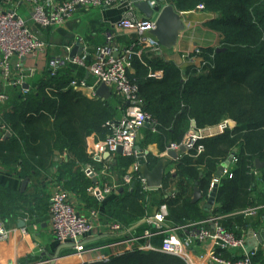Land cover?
Here are the masks:
<instances>
[{
    "label": "trees",
    "instance_id": "16d2710c",
    "mask_svg": "<svg viewBox=\"0 0 264 264\" xmlns=\"http://www.w3.org/2000/svg\"><path fill=\"white\" fill-rule=\"evenodd\" d=\"M170 2L178 10H191L202 4L205 10L215 13L216 17L208 21L207 26L219 33L220 50L201 48L205 63L199 67H180L158 51L143 53L141 60L132 58L133 72L128 77L138 87L142 109L155 121L153 128H141L144 137L138 145L143 149L149 143H156L159 151H164L169 144L180 145L191 128V120L195 121L196 129L218 125L227 119L234 126L201 137L194 147L182 152L165 171L160 188L145 189L138 173H133L129 186L121 187L115 194L109 193L102 200L87 194V188L94 183L85 175L82 165L90 164L95 170H101L105 164L108 173L122 182L135 155L115 154L114 162L108 158L99 162L87 154L86 136L95 132L105 138L109 132L105 123L118 118V107L110 98L87 99L68 86L71 78L84 77L80 66L65 65L53 75L48 66L26 95L9 103L13 104L12 109L5 114L9 135L0 141L2 168L11 173L21 161L20 172L28 176L32 172L44 173L57 163L55 180L77 194L80 202L86 200L89 207L99 210L103 220L118 222L125 228L111 242L128 241L149 230L153 235L140 242L158 248L167 227L200 221L210 213L222 215V225L239 234L234 225L250 226L254 222L248 218L250 216L238 212L253 206L264 207L260 190L264 187V165L255 167V159L264 161V0ZM150 71L160 72L162 76L151 77ZM57 150L58 153L68 152L66 161L55 162ZM230 155L236 160L229 163L231 176H221L217 183L215 207L210 211L201 210L198 202H191L193 187L197 186L202 196L207 197L217 166ZM146 160L151 168L157 158L147 154ZM101 181H108L107 176H102ZM171 188L176 190L172 197L166 195ZM157 194L159 199L154 202ZM2 197L1 215L14 202ZM148 200L152 206L166 204L167 215L160 229L146 222L134 226L149 217ZM70 252V249L64 250L65 254ZM263 257L257 252L252 256V264H264ZM85 264L184 262L158 251L133 248L112 255L107 261Z\"/></svg>",
    "mask_w": 264,
    "mask_h": 264
},
{
    "label": "built area",
    "instance_id": "2783aa9c",
    "mask_svg": "<svg viewBox=\"0 0 264 264\" xmlns=\"http://www.w3.org/2000/svg\"><path fill=\"white\" fill-rule=\"evenodd\" d=\"M26 1L33 4L30 13L33 23L38 24L42 28L63 25L80 7H113L116 5L122 7V15L114 26L135 33L127 46L119 48L114 43L113 34L108 32L106 34V42L103 45L96 46L92 54L88 50H85L82 54L74 56L72 60L68 57L52 58L49 60V69L51 70L50 74L53 75L57 70L65 66L67 62L81 66L85 68L88 74L94 77V83L88 84L85 79L74 77L69 81V87H72L76 91L89 88L94 95L96 88L100 84H105L111 88L113 94L121 102L119 107L122 111L121 116L114 121H107L105 123L109 132L104 139L92 142L87 149V153L99 162L105 159L103 156L105 153H108L109 156L115 154L117 146L122 147L125 155H135L136 152L133 147L139 130L145 126L146 122L155 125V121L148 112L142 109L143 101L138 95V87L130 80L128 75L131 71V60L133 57L141 60L143 53L149 51L160 52L162 49L157 39L150 33L154 27L155 13L150 18L144 16L138 17L135 14L136 8L133 0ZM144 1L151 8H161L168 4L165 0ZM8 4H11L9 0H2L0 2V71L4 81L15 85L21 84L22 79L21 76H16L15 78L11 76L9 67L11 56L13 54L18 56L34 55L37 52H43L47 46L45 41L29 28L25 20L15 10L10 8ZM198 6L199 8H204L202 4ZM72 45L65 46V50L70 51ZM200 49L185 52L182 58H198L196 66L199 67L205 63L204 58L200 54ZM149 76L160 78L162 74L160 72H151ZM5 99L6 97L0 94V100L4 101ZM231 123L233 122L228 119L220 123L219 127L221 131L226 127H233L234 123L233 125ZM195 130L190 129L181 143L186 150L194 147L195 142L202 137L199 131L196 130L198 132L196 134ZM178 146L171 144V148L173 149H176ZM201 149L199 147V150ZM235 160L232 157L230 164ZM230 164L225 166L222 176H231V171L229 170ZM107 171L108 168L106 169V173ZM83 172L89 178L94 174L91 165H87ZM133 173H138L137 177L141 180L143 187L151 190L145 186V180L141 176L139 166L136 163L131 172L122 177V182H117L115 179L102 181L100 184L90 186L89 193L98 200H102L106 195L116 192L120 187L129 186L133 179ZM212 182L210 187L212 186ZM259 208L260 206H253L243 209L238 213L245 216H253ZM48 212L50 231L54 238L60 244H73L78 252L84 251L83 239L93 230L94 220L98 215L97 211L91 210L89 214H81L70 201V193L57 184L49 198ZM166 215L167 207L163 203L154 215L146 218L148 222H154L157 229H160ZM222 218V215L210 213L200 221L171 227L170 232L162 238L160 247L155 248L145 245L140 246L138 249L143 251L149 249L150 251H158L166 255L176 256L184 260L186 264H252V256H255L257 252L260 251L264 256V238L258 244L253 245L250 252H247L248 239L250 237L256 238L257 234H252L250 237L244 232L236 234L222 225ZM108 225L109 229L116 233L125 231V228L118 222H110ZM7 233L4 221L0 220V239L5 238ZM151 236L152 233L149 230H145L142 236L132 239H144ZM195 244H199L200 246L206 245L205 251L197 257L192 256L191 250ZM237 250L241 251L239 255L234 254ZM104 260H108V258H104Z\"/></svg>",
    "mask_w": 264,
    "mask_h": 264
},
{
    "label": "crops",
    "instance_id": "0c3cea01",
    "mask_svg": "<svg viewBox=\"0 0 264 264\" xmlns=\"http://www.w3.org/2000/svg\"><path fill=\"white\" fill-rule=\"evenodd\" d=\"M1 1L2 0H0V2ZM9 1L11 2V4H8V6L15 10L17 14L25 20L29 28L37 33V35L39 34L38 36L43 41H45L47 47L43 52L40 51L35 53L34 55L18 56L16 54H13L11 56L9 60L11 76L14 78L16 76H22L24 79L22 80L21 84H8V82L3 80L0 71V94L6 97L4 101L0 100V141L7 138V136L9 135L7 129L8 127L4 121L6 117L5 114L9 112L8 110L12 109L13 104L9 103L17 101L21 97L23 91L26 93L29 88H32L40 81L45 69L49 66L50 59L55 57L69 58L70 51L65 50V46L75 44L79 41L82 47L81 54L85 50H88V52H91L92 54L96 46L103 45L106 42L105 39L108 32L113 34L114 43L119 48L127 46L129 41L135 34L132 31L122 28H116L114 26V24L120 19L123 11L122 7L119 5L113 7H80L64 22L63 25H61L62 28L56 29L54 28L56 26H50L52 28L43 30L40 28L41 26L39 27L38 24L33 23L31 19L30 13L31 7L33 5L31 2H28L26 0ZM165 2L168 4H172L170 0H165ZM198 5L191 10H178L174 7L181 14L184 23V29L179 35L176 46L168 50L162 49L160 53L164 56L165 59L171 60L179 66H184V58H182V55L185 52H192L197 47H219V33L207 26V22L215 18L216 14L211 11H207L204 8H199ZM135 14H137L138 17L143 16L137 8L135 10ZM69 64L73 63L67 62L66 66ZM75 66L79 67L76 64ZM81 69L84 72L83 79H85L88 84H93L95 81L94 77L91 74H88L85 68L82 67ZM132 72L133 69L131 68L130 73ZM78 92H80L81 95L87 99L100 98L96 94L93 95L92 91L89 88L80 89L78 90ZM107 99H109V101H111V103H113L115 107H118L117 117L119 118L122 114V111L119 108L120 100L113 94V91H111V95ZM196 130L199 131L202 137L221 132L219 125L209 126ZM139 131V140H141L144 137V130L140 129ZM188 132L184 135V138L186 137ZM96 138L94 135L89 136V140H96ZM179 146L174 149L177 154L176 158H172L167 155L168 146L164 151H159L156 143H149L146 146L145 150L148 154L156 157L157 159L161 157L165 158L166 171L167 168L171 166L173 161L176 160L182 152L186 151L180 150ZM55 154H58V151H55ZM115 154L118 155L119 153ZM115 154L110 155L107 158L110 161L114 162L113 158ZM121 155L125 154L122 153ZM57 160L58 162H61V159L57 158ZM64 161H66V159ZM20 162L15 164L11 173L10 171L8 172V169H4L0 165V199L1 196H3L5 200L11 199L14 201L13 203H11V205H9V208L5 209L2 212L4 213L3 215L0 214V220L4 221L8 232L5 238L0 239V264H49L51 259L53 258V255L55 254L56 249L61 245L54 238L50 231L48 212L49 198L53 189L57 184L63 187L61 182L55 180L56 178L54 173L58 164L56 163L55 166L44 173L42 172L37 174L35 172H32L28 176H24L20 172L22 168ZM135 164L136 157L134 162L128 167L127 171L131 172ZM94 176L97 183H100L102 182L101 179L104 175L101 173V170H98L97 173H94ZM110 176L112 177H108V180L115 179L113 175ZM25 179L27 180V182L23 186V181ZM89 187L86 191L90 196L91 194L89 193ZM157 189L158 188L151 190L154 191ZM260 190L264 195L263 186L260 187ZM67 191L70 193V201L75 206V208L81 214H89V212L91 211L89 208L91 207H89L84 201L80 202L78 200L79 196L77 194L69 190ZM119 191H121V187L119 188ZM193 191L191 202L193 198ZM116 192H118V190ZM116 192L112 193L115 194ZM167 194L172 197L171 195L176 194V190L174 188H171V190L168 191L166 195ZM151 199L152 197L150 198V200ZM158 199V194L153 197L154 202H157ZM206 199L207 197L202 196L198 201H196L198 202L201 210H206L204 208ZM159 206H152L148 200V211H146L148 216L154 215L157 212ZM213 207H215V203ZM87 208L89 210H87ZM92 210H96L98 215L94 220L93 230L86 238L83 239L84 251L78 252L74 248V245H72L71 247H62L59 250L58 258L55 260L54 264H85L103 262L107 261L104 260V258L109 259L112 255H120L128 250H132L133 248L138 249L140 246L142 247L145 245L152 246L148 242H140L144 239H130L127 242L124 240L111 242L110 240L113 239L117 233L109 229L108 224L110 222L101 218L99 210L95 208H92ZM248 218H252L254 225H234L235 230H238L240 234L244 232L249 237L252 234H257L256 238L250 237V240H256L258 236H260L262 240L264 238V207H260L255 215ZM19 222L22 223L21 227L18 226ZM146 223L151 225L153 228H157L154 222L150 223L147 221ZM170 228L171 227H167L165 229V235L170 232ZM65 249H70L71 252L65 254ZM205 249L206 245L200 246L199 244H195L191 249L192 256L197 257L201 255L205 251ZM146 251L150 250L146 249ZM240 253L241 251L239 250L234 252L235 255H239Z\"/></svg>",
    "mask_w": 264,
    "mask_h": 264
},
{
    "label": "water",
    "instance_id": "95a60500",
    "mask_svg": "<svg viewBox=\"0 0 264 264\" xmlns=\"http://www.w3.org/2000/svg\"><path fill=\"white\" fill-rule=\"evenodd\" d=\"M134 6L140 11V13L146 17L150 18L153 13H155V21H154V27L150 31V33L157 39L158 43L161 45L163 49H172L176 46L177 40L179 38V35L181 31L184 29V23L183 19L181 17L180 12H178L172 4H166L163 7H154L151 8L149 4L144 0H133ZM82 47L79 42H76L73 48L71 49L69 53V58L72 60L74 56L81 54ZM219 48H216V51H219ZM95 94L100 97L102 100L107 99L111 95V88L106 86L105 84H100L95 91ZM233 125V123H231ZM147 127L153 128V123L146 122L144 124ZM195 121L191 120V128L195 130ZM196 131V130H195ZM197 134V132H196ZM180 150L185 151V147L183 145L179 146ZM133 149L135 150V157H136V163L139 166V172L141 176L145 180V186L150 189H156L161 186L163 176L165 174V166H166V160L165 158L161 157L157 159L155 164L149 168L147 166V151L143 150L138 144H135ZM116 153L122 154L123 149L121 146H117ZM167 155L176 158L177 154L174 151V149L171 148V144L168 145V151ZM104 158L108 157L109 154L105 153ZM233 155L228 156V158L222 163L219 164L216 168V172L214 174V180L212 182V186L210 189V192L207 196L206 202L204 204V208L206 211H210L213 208V205L215 203V195L217 191V183L220 179V177L223 175V170L226 165H228L232 160ZM264 165V161H260L259 159H255V167L261 168ZM94 177V174L91 175ZM93 182H96V178H92ZM27 180L25 179L23 181V186L26 184ZM202 197V194L200 190L197 187H194L193 191V198L192 202L198 201ZM142 220L138 223H136L134 226L140 224ZM18 226H22V223L19 222ZM248 240V247L246 248L247 252H250L252 250L253 245L258 244L261 242V237L258 236L256 240ZM253 244H252V243ZM73 244H61L55 251V254L53 255V258L51 259L49 264H54L55 260L58 258V253L60 248L66 247V246H72Z\"/></svg>",
    "mask_w": 264,
    "mask_h": 264
},
{
    "label": "rangeland",
    "instance_id": "374dc122",
    "mask_svg": "<svg viewBox=\"0 0 264 264\" xmlns=\"http://www.w3.org/2000/svg\"><path fill=\"white\" fill-rule=\"evenodd\" d=\"M167 1V0H166ZM173 5V4H172ZM32 8V7H31ZM140 15V14H139ZM40 27V26H39ZM41 29H43V30H48V29H50V28H52V27H49V28H42V27H40ZM54 28H56V29H60V28H62V26L60 27V26H56V27H54ZM39 35V34H38ZM44 38H45V36H44ZM80 43V42H79ZM75 44H73L72 45V47H71V49L73 48V46H74ZM199 47H197V48H195V49H198ZM217 48H219V47H217ZM71 49H70V51H71ZM163 49V48H162ZM161 49V50H162ZM194 49V50H195ZM161 50H160V52H161ZM193 50V51H194ZM196 60H198V58H189V59H184V66H188V65H190V66H196ZM184 66H180V67H184ZM149 73H151V71L149 72ZM21 79L23 80L24 78L21 76ZM22 95L24 96V95H26L25 94V92L23 91V93H22ZM116 105V104H115ZM222 123V122H221ZM219 125V124H218ZM155 126V125H154ZM223 131V130H222ZM221 131V132H222ZM140 132V131H139ZM139 132H138V135H137V139H136V141H135V144H138L139 143ZM195 132H197V131H195ZM198 133V132H197ZM91 135H94L95 136V138H96V140H89V136H91ZM104 139V138H103ZM100 140H102V138H100V136H98V134H95V132H92L90 135H88V136H86V139H85V147H86V152H87V149L90 147V145H91V143L92 142H97V141H100ZM134 144V145H135ZM176 145V144H175ZM173 149V148H172ZM143 150H145V148H143ZM58 151V150H57ZM67 151H62V153H58V154H56V159H55V162H58V160H57V158L58 159H61V161H64L65 159H67ZM88 154V153H87ZM89 155V154H88ZM65 156H66V158H65ZM89 156H91V155H89ZM92 157V156H91ZM222 163V162H221ZM220 163V164H221ZM87 165H90V164H84V165H82V170L84 171V168L87 166ZM92 167V169H93V172L95 173H97V171L98 170H95V168H94V166L92 165L91 166ZM106 166H105V164H103V167H102V169H101V173L105 176H107V178L108 177H110V174L108 173V171H107V173H106V169H107V167L105 168ZM104 168H105V170H104ZM104 171V172H103ZM128 172V171H127ZM112 177V176H111ZM90 178H92V177H90ZM93 178H95V176L93 177ZM94 184L93 185H91V187L92 186H95V185H97V184H100V183H97V181L96 182H93ZM88 196V195H87ZM84 202H86V200H84ZM90 210H92V208H89ZM88 208H87V210H89ZM145 219H146V222H147V218L145 217L144 219H142V222L141 223H144L145 222ZM144 220V221H143ZM141 221V220H140ZM139 221V222H140ZM144 251H146V250H144ZM181 261H183L184 262V264H186V262L184 261V260H182L181 259Z\"/></svg>",
    "mask_w": 264,
    "mask_h": 264
}]
</instances>
